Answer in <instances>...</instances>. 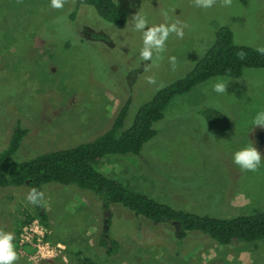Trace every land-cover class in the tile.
<instances>
[{
	"label": "rangeland",
	"instance_id": "rangeland-1",
	"mask_svg": "<svg viewBox=\"0 0 264 264\" xmlns=\"http://www.w3.org/2000/svg\"><path fill=\"white\" fill-rule=\"evenodd\" d=\"M112 1L126 16L124 25L105 21L76 0L62 9L52 8L51 0H0V151L18 121L27 130L15 162L93 141L112 128L128 103L121 131L127 130L144 104L194 69L222 27L232 31L235 44L264 48V0H232L231 6L216 0L207 9L195 0ZM136 14L147 19V27L187 25L182 39L169 34L161 59L154 53L155 66L140 57L143 32L134 29ZM218 82L226 92L214 91ZM207 109L219 112L229 130L210 127L209 115L202 114ZM260 112L264 69H245L239 79L212 77L172 99L139 155H106L93 167L132 191L196 215L264 211V128L253 123ZM250 146L261 153L256 171L234 163L235 153ZM29 192L0 188V223L12 233L34 212ZM41 193L47 219L34 218L39 222L32 230L42 233L54 255L31 260L35 251L23 246L21 253L16 240L14 264H75L77 252L98 264H264V239L224 248L193 231L178 241L169 223L155 225L116 204L105 211L89 190L50 183ZM107 231L121 245L113 256L100 245Z\"/></svg>",
	"mask_w": 264,
	"mask_h": 264
},
{
	"label": "trees",
	"instance_id": "trees-1",
	"mask_svg": "<svg viewBox=\"0 0 264 264\" xmlns=\"http://www.w3.org/2000/svg\"><path fill=\"white\" fill-rule=\"evenodd\" d=\"M78 5L92 7L105 21L124 25L126 16L112 0H76ZM75 13L72 14V16ZM245 69H264V53L245 45L234 43L233 33L228 27L220 28L215 34L212 47L183 79L160 90L137 112L132 125L121 131L126 117L128 103L120 111L112 128L93 141L75 147L43 153L28 161L15 162L13 156L19 149L21 140L27 134L22 122H17L10 135L8 145L0 151V188L26 187L41 193V187L56 183L74 185L89 190L100 197L103 210L110 205H121L153 224L169 223L176 231L178 241H182L188 232H200L224 248L236 243H252L264 239V211L251 215L231 218H213L196 215L161 204L153 198L132 191L99 173L93 165L106 155H139L143 146L156 136L154 124L163 119L164 108L177 95L188 93L196 85L212 77L225 76L239 79ZM207 113L209 126L220 131L229 130L228 121L219 112L211 109ZM220 122V123H218ZM34 212L24 215L14 230L13 242H16L22 227L34 218L46 221L41 200L33 205ZM34 214V215H33ZM110 221V219H108ZM0 230L11 232L0 223ZM12 233V232H11ZM102 238L101 246L107 256L116 255L121 250L118 241ZM73 261V260H72ZM75 264H98L81 252L75 254Z\"/></svg>",
	"mask_w": 264,
	"mask_h": 264
},
{
	"label": "clouds",
	"instance_id": "clouds-1",
	"mask_svg": "<svg viewBox=\"0 0 264 264\" xmlns=\"http://www.w3.org/2000/svg\"><path fill=\"white\" fill-rule=\"evenodd\" d=\"M22 2V0H18ZM68 0H51V7L54 9H62ZM216 3V0H195L197 7L207 9L211 8ZM225 6H231L232 0H222ZM165 19L167 16L165 15ZM132 22L136 31L143 32V48L140 51V57L143 61H153L154 53L156 60L161 59V53L166 49V41L170 33H175L178 38L184 37V27L187 25L178 26L177 23L160 24L152 27H147L148 21L144 16L133 15ZM257 51L264 53V48L257 49ZM173 67L175 66V57L170 58ZM155 66V61H153ZM149 84H156L154 77H148ZM214 91L217 93L226 92V86L223 82H218L214 85ZM255 127L264 128V112L256 115L253 121ZM261 162V153L256 147L250 146L234 155V163L239 165L242 169L256 171ZM43 193L37 192L32 189L26 199L29 203L36 205L42 199ZM14 235L11 232H4L0 230V264H14L19 259L17 252L14 250L12 243Z\"/></svg>",
	"mask_w": 264,
	"mask_h": 264
},
{
	"label": "built area",
	"instance_id": "built-area-1",
	"mask_svg": "<svg viewBox=\"0 0 264 264\" xmlns=\"http://www.w3.org/2000/svg\"><path fill=\"white\" fill-rule=\"evenodd\" d=\"M38 222L39 220H33L30 223L24 225L21 230L22 232H20L21 234H19V237L17 238V244L20 247V251L23 246H31L32 251H35L34 256H30L31 260L49 259L54 255L53 250L49 247V244L42 243L41 239L39 238L42 233L38 230H32V227H37ZM31 232H34L37 237L36 239H34V236L31 234ZM21 253L23 252L21 251Z\"/></svg>",
	"mask_w": 264,
	"mask_h": 264
},
{
	"label": "crops",
	"instance_id": "crops-1",
	"mask_svg": "<svg viewBox=\"0 0 264 264\" xmlns=\"http://www.w3.org/2000/svg\"><path fill=\"white\" fill-rule=\"evenodd\" d=\"M11 230V229H10ZM12 232V231H11ZM13 234V233H12ZM12 243H13V241H12ZM15 243V242H14Z\"/></svg>",
	"mask_w": 264,
	"mask_h": 264
}]
</instances>
